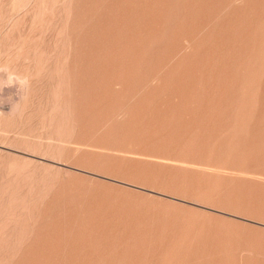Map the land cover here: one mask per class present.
I'll use <instances>...</instances> for the list:
<instances>
[{"label":"rangeland","instance_id":"obj_1","mask_svg":"<svg viewBox=\"0 0 264 264\" xmlns=\"http://www.w3.org/2000/svg\"><path fill=\"white\" fill-rule=\"evenodd\" d=\"M0 264H264V0H0Z\"/></svg>","mask_w":264,"mask_h":264}]
</instances>
